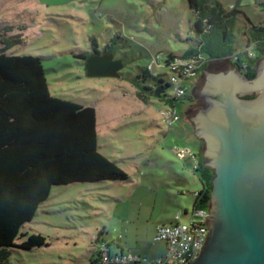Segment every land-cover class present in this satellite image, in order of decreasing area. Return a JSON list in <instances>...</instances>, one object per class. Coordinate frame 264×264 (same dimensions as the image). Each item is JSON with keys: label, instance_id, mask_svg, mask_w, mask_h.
<instances>
[{"label": "rangeland", "instance_id": "obj_1", "mask_svg": "<svg viewBox=\"0 0 264 264\" xmlns=\"http://www.w3.org/2000/svg\"><path fill=\"white\" fill-rule=\"evenodd\" d=\"M220 1L228 10H239L235 42H230L233 50L223 58L203 54L207 60L202 74L185 80L188 93L176 102L181 119L170 127L160 110L171 104L165 96L155 95V82L146 68L157 55L165 60L196 45L197 15L188 0H73L56 5L0 0V48L2 33L21 34V42L6 53L41 57L54 96L92 105L99 151L129 174L128 180L54 185L16 240L20 243L29 234L41 233L48 245L30 250L13 247L9 264H94L99 254L92 238L109 239L116 252L114 240L120 234L126 252L165 257L166 243L155 240L156 227L170 224L178 214L187 222L196 192L203 187L192 161L181 160L173 147L189 146L198 152L202 145L205 155V142L195 137L192 126L204 105L206 72H230L231 59L251 49L247 31L264 23V0ZM95 50L123 61L119 77L87 74L81 55ZM262 60L264 56L257 69ZM154 70L169 81L167 68L157 65ZM138 76L143 90L135 83ZM171 92L169 87L165 91Z\"/></svg>", "mask_w": 264, "mask_h": 264}, {"label": "trees", "instance_id": "obj_2", "mask_svg": "<svg viewBox=\"0 0 264 264\" xmlns=\"http://www.w3.org/2000/svg\"><path fill=\"white\" fill-rule=\"evenodd\" d=\"M188 2L197 15L195 29L199 37L183 56L204 54L214 59L228 55L233 50L230 42H235L239 10L226 9L220 0ZM246 37L251 49L231 62L252 79L264 56V23L253 25ZM21 40V34H1L0 264H9L13 247L30 250L48 245L41 233L29 234L20 243L16 240L21 227L34 218L40 205L49 198L54 185L129 179V174L116 161L99 151L96 109L54 96L41 57L6 53V49ZM90 55L84 53L81 57L86 60ZM174 55L171 53L166 62ZM146 71L155 82V93L158 85L166 83L163 74L154 76L147 68ZM139 79L138 76L135 83L141 89ZM145 88L152 91L148 86ZM196 153L195 171L203 188L196 192L194 207L210 208L215 173L206 163L202 145Z\"/></svg>", "mask_w": 264, "mask_h": 264}, {"label": "water", "instance_id": "obj_3", "mask_svg": "<svg viewBox=\"0 0 264 264\" xmlns=\"http://www.w3.org/2000/svg\"><path fill=\"white\" fill-rule=\"evenodd\" d=\"M123 66L112 53L94 51L86 59L89 76L119 77ZM206 74L207 105L194 118L195 134L205 141L204 156L215 175L209 235L188 264H264V60L252 79L235 65L228 73ZM166 89L158 85L155 95Z\"/></svg>", "mask_w": 264, "mask_h": 264}, {"label": "built area", "instance_id": "obj_4", "mask_svg": "<svg viewBox=\"0 0 264 264\" xmlns=\"http://www.w3.org/2000/svg\"><path fill=\"white\" fill-rule=\"evenodd\" d=\"M236 54L234 58H237ZM250 55H253L250 52ZM203 54L194 57L174 55L168 62L157 55L148 64L147 69L154 75L159 72L154 67L162 66L168 69L170 79L164 85L171 88L170 94H165V99L171 104L170 108L161 109L160 113L171 127L181 119L176 108L177 100L182 99L188 93L185 80L198 78L206 63ZM166 91V90H165ZM173 150L177 156L185 161H192V168H197L198 156L189 146H175ZM188 215V211L186 212ZM180 214L170 224H162L156 227L155 240L165 241V257L150 258L133 252H114L110 241L104 237H93L92 242H98L97 252L99 259L96 264H188L194 261L202 251L209 235V208H194L187 222L180 221ZM119 237L114 240L116 245L120 244Z\"/></svg>", "mask_w": 264, "mask_h": 264}, {"label": "flooded vegetation", "instance_id": "obj_5", "mask_svg": "<svg viewBox=\"0 0 264 264\" xmlns=\"http://www.w3.org/2000/svg\"><path fill=\"white\" fill-rule=\"evenodd\" d=\"M98 54H106V53H109V52H107V51H96ZM233 64V63H232ZM233 66H234V64H233ZM202 74V73H201ZM200 74V75H201ZM199 75V76H200ZM253 96H255V94H252ZM248 96H250V95H248ZM203 98H204V105H203V107L201 106V107H199L200 109H202V108H204L206 105H207V101H206V99H205V96L203 95ZM193 106H194V103L189 107V109L187 110V114H189V112H191L192 111V109H193ZM200 109H199V111H200ZM187 114H186V117H187ZM194 121V120H193ZM193 134L195 135V137H197L198 138V136L195 134V130H196V123H195V121H194V124H193ZM198 139H201V138H198ZM203 139H201V141H202ZM204 141V140H203ZM205 142V141H204ZM210 209V208H209Z\"/></svg>", "mask_w": 264, "mask_h": 264}, {"label": "crops", "instance_id": "obj_6", "mask_svg": "<svg viewBox=\"0 0 264 264\" xmlns=\"http://www.w3.org/2000/svg\"><path fill=\"white\" fill-rule=\"evenodd\" d=\"M200 179V178H199ZM202 182V181H201ZM203 184V183H202ZM203 188V187H202ZM202 188H200L198 191H200ZM197 191V192H198ZM117 250H116V252H126V248L123 246V244H122V242H120V244L119 245H117ZM145 256V255H144ZM148 257V256H147ZM94 261V263L97 261V260H93Z\"/></svg>", "mask_w": 264, "mask_h": 264}]
</instances>
